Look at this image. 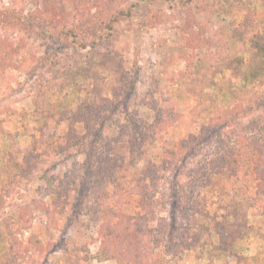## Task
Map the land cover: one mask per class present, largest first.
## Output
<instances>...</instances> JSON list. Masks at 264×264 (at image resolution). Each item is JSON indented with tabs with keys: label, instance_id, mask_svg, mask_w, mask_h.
<instances>
[{
	"label": "rangeland",
	"instance_id": "1",
	"mask_svg": "<svg viewBox=\"0 0 264 264\" xmlns=\"http://www.w3.org/2000/svg\"><path fill=\"white\" fill-rule=\"evenodd\" d=\"M95 1L59 4L58 11L37 4V0H0V169L4 183L13 176L14 189L0 204V264L8 258L12 264H69L76 255L97 254L102 242L100 225H117L122 221L120 215L135 213L145 186L151 190L147 197L159 201L156 218L149 221L161 240L152 264H165L171 244H177L179 255L167 264H264V210L248 207L256 186L249 191L242 182L246 177L255 182L252 156L233 157L234 172L212 176L206 187L201 185L205 178L196 180L201 164L213 153L203 128L223 116V110L239 108L243 121L260 117L264 125V84L249 82L243 75L235 77L233 70L227 69L229 63L240 59H245L239 65L244 75L258 68L249 39L241 41L232 30L245 22L250 9V37L264 34V0H216L207 6L199 0H124L120 7L126 16L115 24L111 36L105 26L111 20L108 12L100 10ZM93 44L98 55L89 77L81 76L76 79L77 86H67L66 70L91 62ZM102 58H113L115 64L119 58L126 74L122 82L113 80V68L100 70L97 63ZM95 74L103 78V95L113 97L115 87L120 88V97H128V119L144 123V130L136 131L133 152L130 137L113 143L118 175L130 187L149 171L156 177L146 179L142 194L141 189L135 196L124 192L118 196L119 202L111 199L98 207L95 203L97 214L91 215L77 204L81 192L90 197L93 190L82 191L79 182L67 203H63L67 196H58L62 204L55 214L56 226H50L47 216L35 210L31 225L26 227L20 211L40 198L47 179L64 177L75 164L79 165V180L87 170V146L62 150L68 124L45 116L58 109L73 111L85 99L96 98L91 92ZM211 81L218 86L207 85ZM149 98L158 102L159 111L147 106ZM247 109L250 114H245ZM159 112L164 116L163 125L151 138ZM78 129L85 134L81 126ZM117 132L113 125L106 127L104 135L112 139ZM104 144H96L97 152ZM27 150L34 151L37 158L23 164V170L6 159L9 152H17L18 161H22ZM167 156L173 164L164 168ZM191 180L196 182L193 189L203 186L196 198L201 214L196 212L194 199L190 204L185 200L191 193ZM52 201L53 197L45 199L53 210ZM61 209L64 212L58 214ZM245 225L255 231L241 234ZM91 264L117 262L95 260Z\"/></svg>",
	"mask_w": 264,
	"mask_h": 264
},
{
	"label": "trees",
	"instance_id": "2",
	"mask_svg": "<svg viewBox=\"0 0 264 264\" xmlns=\"http://www.w3.org/2000/svg\"><path fill=\"white\" fill-rule=\"evenodd\" d=\"M95 1V0H94ZM203 5L207 6L210 1L216 0H199ZM124 0H96L95 5L101 10L107 11L108 18L111 20L109 23L105 24L108 35H113L114 26L116 23L121 21V19L126 16L125 11L120 7L123 4ZM72 3L77 5V0H37V4L43 5L44 7H54L59 11V4ZM250 10V9H249ZM248 10L247 15L244 17V23L238 28H234L232 33L236 36H240L241 41L248 38L250 41V51L254 60L258 63V68L256 71L252 72L249 75H244L245 72L240 71V66L245 63V59L237 60L235 62L229 63L227 69L231 68L233 70V76L240 77L244 76L247 81L256 82L259 80L264 84V34L257 33L256 35H251L249 28L253 23L248 20H252V12ZM104 14V13H103ZM100 19V18H99ZM101 20V19H100ZM73 34V33H72ZM86 48V45H83ZM97 45L93 44L91 62L86 64L77 63L75 66L71 67L70 70H66L67 79L65 84L69 86L74 84L77 86L76 79L81 76L89 77V73L92 70L93 59L97 56L98 52L95 47ZM244 46V44H243ZM1 60V59H0ZM113 58H102L98 61L97 66H100V70L108 69L105 66L113 68L112 78L117 81H121L123 77L126 76L123 71L122 63L117 59V63ZM111 62V63H110ZM110 64V65H109ZM55 66H58L57 64ZM110 70V69H108ZM111 71V70H110ZM95 82L91 92L96 96L93 99H85L80 103L76 109L70 112L66 111H54V113L46 114L47 119L53 118L57 123L62 124L67 122L68 131L65 136V145L62 147V150H67L72 147L87 146L85 152L88 156L87 159V170L83 173L82 179H78L79 175V165L75 164L70 172L64 174V177L57 178L51 177L47 179V187L40 190V198L33 200L32 205L28 204L24 206L20 211V218H26V227H29L33 221V213L35 210H38L42 214L47 216V223L50 226H56L55 214L58 208L61 206V197L59 195L67 196L66 200L63 203H67L73 188L76 190L77 184L81 185V190L85 191L91 189L92 193L90 197H84V192H81V197L78 199L77 206L80 210H86L91 215L92 213L97 214V208L94 206L96 203L97 207L99 205L104 206L109 200L114 199L117 202L120 201L122 193L131 194L133 196L137 193L142 194L141 191L143 184L146 179L149 177H156V173L149 171L148 175H145L135 181L133 187L126 186L123 183V177L117 173V159L112 155L113 143L121 142L122 140L129 138L128 141L131 142V151L133 152L135 146V140H137V132H142L143 121H138L136 119H128L129 112L128 106H126L128 97H120L121 91L120 88L115 87L113 91V97H107L103 95V89L100 86L102 77L97 74L93 76ZM101 79V80H100ZM205 78L203 77V80ZM120 82V83H121ZM216 87L214 81L207 83V85ZM124 85V84H123ZM126 86V85H125ZM79 88V85H78ZM117 88V89H116ZM233 89V88H232ZM122 90V88H121ZM149 108L152 110H158V102L154 98H149L146 103ZM172 105V104H171ZM216 108H219L216 105ZM236 108L233 110H223V116L219 115L216 119H213L209 122L207 126H204V131H207V138H210L211 141L208 143L213 146V153H210V157L201 164L200 170L198 171L197 181L205 178L201 185L208 186L211 183V177L216 174H231L232 163L231 160L236 155L238 156H252V161H255L253 166V171L256 172V179L254 183L250 182L248 177L242 179L244 186L247 190H251L254 185L256 186V195L253 196V199L248 207H256L258 209L264 210V197H260V194H264V125L259 120L260 117H254L251 121L245 122L242 119L243 111ZM47 111V108L44 109ZM121 112L125 116H121ZM245 114H250V110L247 109L244 111ZM49 114V115H48ZM120 118V119H116ZM128 119L129 125L125 123ZM164 116H161L159 112L158 118H156V131L152 133L151 138L160 131V127L163 125L162 121ZM124 122V124H123ZM115 125L118 128L116 135L112 139L105 137L104 130L106 127H111ZM79 126L85 130V134L81 135L79 131ZM131 128H135L134 131H131ZM218 130V134H215V130ZM144 130V129H143ZM214 130V131H213ZM210 131V132H209ZM213 131V134L211 135ZM42 133V132H41ZM13 135H11L12 137ZM31 138L35 140L33 132L30 134ZM41 137H44V133L41 134ZM148 138V137H147ZM91 139L90 141H87ZM199 142V141H198ZM100 143L104 147L101 152H97V145ZM36 149V144L32 150ZM87 149V150H86ZM32 150H27L22 157V161H18L17 152H9L7 154V161L15 162L23 170V164L29 165V162L34 160V157L37 158L36 153ZM132 156V155H131ZM163 162L166 165L172 167L173 160L172 157H166ZM129 160L132 162V157H129ZM1 161V160H0ZM97 163L95 167L92 168L93 163ZM4 175V171L0 169V204H3L5 197L11 196L13 194V185L11 179H8L5 183L1 181ZM154 180V179H152ZM56 181H58L56 183ZM91 182V186H86L87 183ZM236 182V179H235ZM239 181H237L238 183ZM93 185V186H92ZM196 185V182L190 181V195L186 197L187 203H191L194 199L196 203V198L200 195V186L193 189V186ZM142 186V187H141ZM201 186V187H203ZM150 187L145 186L144 188V197H140L139 204L137 206L138 210L133 214H122V221L112 225H100L99 234L101 235V246L97 254L93 256H86L81 258L75 256V260L69 264H91V262L97 261H109L115 260L117 264H152L154 257L156 255L157 249L159 248L160 239L157 237V231L154 228L150 227L149 221L156 218L155 208L156 203L159 201L155 200V197H147L150 192ZM47 197H53L54 209L47 207L45 199ZM179 201L182 202V198L178 195ZM86 202V204H85ZM257 203H259L257 207ZM197 204V203H196ZM201 206L196 205V212H201ZM241 211V209H237ZM64 209L58 211V214H62ZM190 210L187 211L189 213ZM131 219L134 220V224H131ZM221 224V223H220ZM222 225V224H221ZM250 231H255L253 226L241 227L240 233L245 234ZM2 239V233L0 231V240ZM173 245L175 248H173ZM172 248V249H171ZM171 249V250H170ZM220 248H216L215 251H220ZM9 249V254H10ZM167 258L165 264L168 261H175L178 257L179 250L177 249V244H171L167 247ZM21 256V253L17 254L16 257ZM212 260V259H211ZM5 264H12L9 258L6 260Z\"/></svg>",
	"mask_w": 264,
	"mask_h": 264
}]
</instances>
